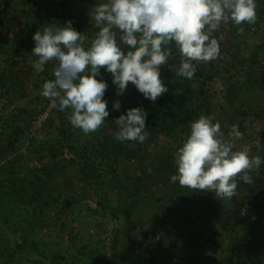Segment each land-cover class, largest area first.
Listing matches in <instances>:
<instances>
[{"label":"rangeland","instance_id":"rangeland-1","mask_svg":"<svg viewBox=\"0 0 264 264\" xmlns=\"http://www.w3.org/2000/svg\"><path fill=\"white\" fill-rule=\"evenodd\" d=\"M260 1L255 0L257 20L254 24L237 26L229 21L213 33L220 43V55L213 62L221 74L210 81L199 78L194 86L205 88L209 104L207 111L197 110L198 115L209 117L213 123L219 122L226 138L230 126H238L243 137L234 141V150L248 146L250 155L258 154L264 159L262 151L258 153L254 149L262 142L260 133L264 130V18ZM102 2L105 0H11L5 17V21H9L10 37L20 40L23 36L26 44L32 41L28 43V50L19 47V41L10 46L0 45V264H131L129 257L135 253L143 257L142 264H158L168 254L175 263L182 262L181 257L189 252L186 248L194 243L189 240L191 231L204 233L198 240L201 246L205 238L220 242L215 253L208 247L201 248L205 256L224 257V264H247L245 257L231 261L228 256L231 252L227 249L235 240V235L231 236L232 226H242L239 211L243 204L253 202L251 218L262 200L264 209L261 178L264 163L259 170L250 173L251 184L237 178L236 195L231 199L218 198L214 191L193 190L173 183L170 176L176 171L174 158L165 162L169 169L160 164L154 167L157 161L146 162L157 150L173 143L160 128L156 132L150 129V116L146 118L145 142H121L115 138L119 126L114 120L121 114L126 115V109L134 105L146 111L145 99L137 104L133 100L131 83L118 96L111 73L100 69L101 75L96 78L108 85L103 99L108 102L109 116L95 133L84 134L72 127L69 136L77 159L87 167L86 173L62 161L71 156L69 148L59 149L58 155L51 158L47 146L56 139L57 126L62 130L72 126L68 121L72 110L65 109L68 117L56 119V107L41 95L43 83L54 78L56 62L50 61L43 72H35L32 64L37 58L32 56L35 46L32 37L37 30L63 27L66 21H71L72 27L83 34L97 27L91 13ZM3 3L1 0L0 6ZM239 27L244 28L243 33L238 31ZM96 33L93 31L87 37L85 48L90 47L88 42ZM255 47L258 62L247 78L250 50ZM181 59L180 56L175 64L161 66L162 70L177 73ZM227 85L241 87L238 100L244 101L233 113L223 115L219 106L226 104ZM116 101L121 105L119 110L113 109ZM43 109L50 110V117L30 131V117ZM171 118L174 117L169 114L168 123L174 121ZM129 147H134L135 154H128ZM259 147L264 148V143ZM146 166L154 169L143 173ZM21 180L25 181V186H29V181L40 186L41 199L53 205L40 204L33 210L32 206L14 203L19 202L18 198L15 200L8 194L11 188L19 187ZM173 204L179 212L177 218L170 219L167 216ZM127 212L129 220L135 223L134 229L129 231L134 242L131 251L127 241L128 220L124 217ZM186 212L192 213L194 221L183 227V223L178 224V218L183 222ZM258 228L264 231V214ZM238 231L248 237L240 229L237 236ZM22 242L24 246L18 248L17 243Z\"/></svg>","mask_w":264,"mask_h":264},{"label":"clouds","instance_id":"clouds-1","mask_svg":"<svg viewBox=\"0 0 264 264\" xmlns=\"http://www.w3.org/2000/svg\"><path fill=\"white\" fill-rule=\"evenodd\" d=\"M256 8L255 0H105L91 13L99 31L90 47L85 48L87 37L76 31L71 21L33 34L35 72H43L50 61L56 62L54 78L43 83L41 95L60 111L70 108L73 127L84 134L95 133L109 116L108 102L103 99L108 85L96 78L101 68L111 73L118 96L131 83L155 102L168 92L160 69L173 55L172 44L182 57L176 75L191 80L196 72L194 61L210 62L219 57L220 43L213 33L220 25L229 21L237 26L254 24ZM238 31L243 33L244 28ZM120 107L119 101L113 103L114 110ZM146 118L142 107L126 109V115L114 120L119 126L115 138L145 142ZM242 137L238 126L231 125L226 138L219 122L200 115L174 153L176 171L170 180L231 199L236 195L237 178L251 184L250 173L264 163L260 155H250L248 146L234 150V141Z\"/></svg>","mask_w":264,"mask_h":264},{"label":"trees","instance_id":"trees-1","mask_svg":"<svg viewBox=\"0 0 264 264\" xmlns=\"http://www.w3.org/2000/svg\"><path fill=\"white\" fill-rule=\"evenodd\" d=\"M1 1V0H0ZM260 12L262 13V16L264 18V0H261L260 2ZM11 8V0H4V3L2 6H0V45H8L12 42H15V44L19 41V47H24L25 50H28V43H30L32 40L28 41L26 44L23 42L22 35L23 31L20 33V40L15 39L14 40L10 37L9 32V21H5V17H7V14ZM93 31L98 32L99 28L95 27L92 29H88L83 33L84 36L89 37L93 33ZM95 37V36H94ZM88 45H90V42H88ZM18 46V45H17ZM173 49V55L169 59L168 64L165 66H169L172 64H175L177 62V59L181 56L178 49H176L175 45H171ZM17 52H19V49H15ZM257 47L250 50V63H249V69L247 70V78L251 75V68L258 62L257 58ZM196 66V72L194 74L193 79L188 80L186 78L180 77L176 75V72H172L170 69L163 71L162 68L161 71V78L164 83V85L168 88V92L164 93L161 97H159L155 102L150 101L149 99L145 98L143 94H141L134 85H130L132 87V98L135 100V103H140L145 99L146 101V112L147 116L151 117V120L149 122L150 129L156 132L159 128L164 132L167 133L172 139L173 143L171 145H168L167 147H162L161 149L157 150L155 156H151L149 159L146 157L147 161H157V165H163V168L169 169V165H166L165 162L170 161V158H174V153L177 151V149L182 146V143L186 140L187 136L190 132V124L194 121V119H198L200 115L197 110L203 109L207 111L206 105L208 106L207 98L205 97V88L203 86L195 87V83L199 80V78H203L204 81H210L214 77L220 76L221 72L218 68V65L214 63L213 61L210 62H203L199 61ZM241 87L236 89L232 85H227V96L225 100V105L220 104L219 110L223 111V115H228L233 113V111L242 104L244 100H238L240 95ZM142 96V97H140ZM136 107L133 105V108ZM44 110V109H43ZM42 110V111H43ZM56 119H61L62 117H68L69 112L64 110L60 111L58 107H56ZM41 111V112H42ZM169 114H172L174 118L173 122L168 123V117ZM69 119V118H68ZM69 121V120H68ZM172 121V120H171ZM70 122V121H69ZM73 126H69L66 130H62L59 128V126L56 127L58 130L57 137L54 140L53 143L49 144L47 146L48 152L51 154V158H55L58 154L57 151L62 149H70L71 156L68 158H63V162L70 165L71 167H79L82 173L87 172V167L82 164L81 160L77 159L75 148L69 143V136L71 134V131L73 130ZM262 142H260L259 146H261L264 143V130L260 133ZM105 140H109L105 137ZM68 146V147H67ZM124 146V144L121 145V148ZM142 150L143 148H140ZM256 152L262 151L263 157H264V148L260 149L257 146L254 148ZM128 154H135L134 153V147H129L127 149ZM65 157V156H64ZM50 159V157H49ZM151 163V162H150ZM262 168H264V164L261 165ZM149 169L148 166H146L145 170H143V173ZM151 170H153V166L150 167ZM150 173V172H149ZM169 174V173H168ZM262 175V182L264 183V171H261ZM148 177V176H147ZM19 187L11 188L10 193L8 194L10 197H16L18 198L19 202L13 201L14 203H19L20 206L27 205L32 206L33 210H36V206H39L40 204L46 205V207L53 205V203L49 200L41 199V187L37 185H33L32 181L28 182L29 186H25V181L21 180L19 182ZM34 183V181H33ZM128 192V190L126 189ZM25 196V197H24ZM24 197V198H23ZM259 199V198H258ZM53 200V199H50ZM258 202H260L258 200ZM253 206V202H250ZM262 203V204H261ZM68 204V203H67ZM174 205V206H173ZM171 209L168 211V218L172 219L177 218L178 210L179 208L173 204ZM259 209L255 211L254 218L249 217L250 212H248L246 215H240L241 217V227L236 228L232 226V235H235V240L230 243V248L227 249L228 252H231L228 256L230 257V260L233 261L235 258L239 259L240 257H245L248 261L247 264H264V231H261L260 224H261V215L264 214V209L262 207L263 200L258 203ZM254 209V208H253ZM252 209V210H253ZM262 209V211H261ZM35 213V212H34ZM253 214V213H252ZM125 219L128 220V235H127V241L129 243L130 251L132 246L134 245L133 238L129 231L133 230L135 227V223L131 222L129 220V213L124 214ZM194 221V218L192 217V213L186 212L184 221L182 222L178 218V224L181 226L183 223L184 225H192ZM237 229H240L242 232H246L248 234V237L240 235H236ZM203 232L200 231L199 233L190 232L189 237L191 239V242L194 241L192 246H188L190 248H186L189 250L186 254H184L181 259L182 262H176L171 258V255L168 254L167 256H163L160 263L158 264H224V257H214L213 255L205 256L204 253L201 252V248L208 247L210 250H212L213 253L217 252L218 248L221 246L220 242H218L216 239L211 238H205L203 242V246L198 244V240L200 237H203ZM193 239V240H192ZM24 240V237H23ZM23 243H17L18 248H22ZM1 244V243H0ZM2 245V244H1ZM86 249V247H82V250ZM199 249V250H198ZM4 248H2V251ZM89 250V248L87 249ZM196 250L197 253H193V251ZM221 252V251H220ZM92 253H90L91 255ZM2 257V256H1ZM1 259V258H0ZM129 261L131 264H142L143 257L140 256V253L131 254L129 257Z\"/></svg>","mask_w":264,"mask_h":264},{"label":"built area","instance_id":"built-area-1","mask_svg":"<svg viewBox=\"0 0 264 264\" xmlns=\"http://www.w3.org/2000/svg\"><path fill=\"white\" fill-rule=\"evenodd\" d=\"M50 110L46 109L42 112H35L32 114V116L29 119V130H35L40 124L43 122L47 121L48 118L50 117ZM253 209L252 204L249 203H244L243 206L241 207L239 213L241 215H246L248 212H251Z\"/></svg>","mask_w":264,"mask_h":264}]
</instances>
